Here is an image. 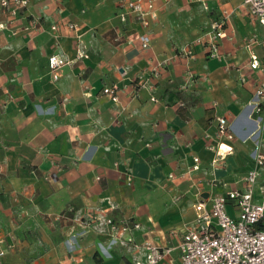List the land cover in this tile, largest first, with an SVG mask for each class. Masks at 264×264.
I'll use <instances>...</instances> for the list:
<instances>
[{
	"label": "crops",
	"instance_id": "obj_1",
	"mask_svg": "<svg viewBox=\"0 0 264 264\" xmlns=\"http://www.w3.org/2000/svg\"><path fill=\"white\" fill-rule=\"evenodd\" d=\"M153 1L148 28L133 16L123 22L120 0H31L18 33L0 31V264H131L127 248L88 228L93 210L142 224L139 242L177 247L199 194L243 187L255 141L264 145V101L261 113L253 105L264 76L249 68L245 41L263 37L264 26L251 22L241 0H205L208 9ZM223 11L232 13L228 38L211 57L194 42ZM192 44L194 58L182 56ZM80 47L89 58H77ZM253 52L263 61L261 45ZM54 54L72 61L57 80L48 68ZM158 63L165 65L154 74ZM113 85L118 102L103 94ZM219 118L232 126V141L219 139ZM221 142L233 151L214 164ZM195 157L200 169L182 177Z\"/></svg>",
	"mask_w": 264,
	"mask_h": 264
},
{
	"label": "built area",
	"instance_id": "obj_2",
	"mask_svg": "<svg viewBox=\"0 0 264 264\" xmlns=\"http://www.w3.org/2000/svg\"><path fill=\"white\" fill-rule=\"evenodd\" d=\"M199 2L205 9L208 6L205 0H192ZM31 0H0V8L6 16L5 22H0V31L9 30L12 35L18 33L17 22L28 10ZM120 19L125 22L128 16H133L144 27L150 26V19L156 18L153 0H120ZM241 8L251 22L264 26V0H241ZM231 12L223 11V18L215 21L211 29L194 43L204 44L211 57H220L219 42L228 38L225 31L226 20ZM30 27L26 26L25 30ZM73 31L77 38L79 26L69 23L65 26ZM58 26L50 27L52 32H58ZM143 48H148L151 43L150 36L145 34L139 37ZM256 45L264 48V36H249L245 41V48L250 52L248 66L251 70H258L264 76L263 61L253 52ZM192 46L182 50V56L194 58ZM78 59H87L89 54L80 47L77 50ZM72 61L60 55H51L48 59V68L53 80L58 79L57 72ZM165 64L158 63L153 68V73L158 74ZM140 87L146 86L143 76L136 81ZM120 88L117 85L106 87L103 94L111 97L115 102L119 100ZM264 83L255 91L254 106L257 113L263 111ZM219 139L232 141L235 133L232 126L224 118L218 119ZM256 132L253 134L255 135ZM215 149L217 158L213 163L224 160L232 153V146L221 142ZM253 166L243 178V187L231 189L224 195H217L205 199L199 194L200 200L194 206L195 216L192 221L185 224L182 239L177 247H161L150 241L139 242L136 233L143 231V225L128 219H115L108 216L103 209H95L90 214L91 222L88 228L98 234L107 236L116 246L127 248L133 254L131 264H264V184H260L264 170V145L255 141L252 155ZM194 165L182 177L200 169V159L193 158ZM56 179V175L52 176ZM170 178H175L171 175ZM99 180V178H98ZM131 181V176L128 177ZM217 182L213 181L215 185ZM111 208L115 206L111 205ZM173 250L178 251V258L171 257ZM6 254L0 239V261Z\"/></svg>",
	"mask_w": 264,
	"mask_h": 264
},
{
	"label": "trees",
	"instance_id": "obj_3",
	"mask_svg": "<svg viewBox=\"0 0 264 264\" xmlns=\"http://www.w3.org/2000/svg\"><path fill=\"white\" fill-rule=\"evenodd\" d=\"M97 263H102V259L101 258H96Z\"/></svg>",
	"mask_w": 264,
	"mask_h": 264
},
{
	"label": "rangeland",
	"instance_id": "obj_4",
	"mask_svg": "<svg viewBox=\"0 0 264 264\" xmlns=\"http://www.w3.org/2000/svg\"><path fill=\"white\" fill-rule=\"evenodd\" d=\"M123 248V247H122ZM120 255L123 256L124 255V251H119Z\"/></svg>",
	"mask_w": 264,
	"mask_h": 264
},
{
	"label": "water",
	"instance_id": "obj_5",
	"mask_svg": "<svg viewBox=\"0 0 264 264\" xmlns=\"http://www.w3.org/2000/svg\"><path fill=\"white\" fill-rule=\"evenodd\" d=\"M204 197H207V194H205Z\"/></svg>",
	"mask_w": 264,
	"mask_h": 264
}]
</instances>
